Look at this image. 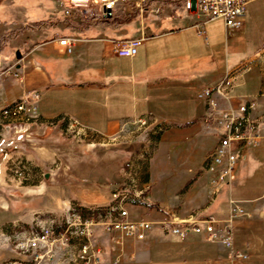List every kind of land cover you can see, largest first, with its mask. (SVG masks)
Instances as JSON below:
<instances>
[{
  "label": "crops",
  "instance_id": "1",
  "mask_svg": "<svg viewBox=\"0 0 264 264\" xmlns=\"http://www.w3.org/2000/svg\"><path fill=\"white\" fill-rule=\"evenodd\" d=\"M32 2L35 3V9L39 10L38 0H17L14 3L32 5ZM254 2L257 3L251 5ZM32 7L28 15L32 13ZM58 10L64 22L52 28L49 36L42 34L43 29L30 34L31 28L23 26L25 19L0 17V69L15 63L19 72V76H0V104H12L28 92L38 91L41 97L39 113L43 122L60 125L63 120L72 118L98 137L114 139L123 133L124 137L131 136L134 127L132 122L144 117L153 122L149 128H153V131L144 140L146 143L140 153L116 149L118 163L111 164L100 149L93 150L92 154L81 155L83 183L71 181L78 179L73 170L72 173L67 172L72 174L67 183L58 186H51L47 182L34 184L38 168L41 170V162L53 157L54 153L48 149L45 153L39 146L30 143H20L21 149L16 153L22 155L19 161L28 166V177L16 180V187L18 191L32 197L33 204L12 215L11 208L8 209L3 197H0V225L17 222L30 225L36 213L60 215L70 204L80 203L87 207L106 204L113 189L125 182V169L129 162L133 159L144 161L140 158L144 153L149 154L142 175L143 181L149 185V203L131 206V218L142 216L157 219L168 213H175L180 219H187L192 214L199 217L214 215L219 219L227 217L224 206L216 203L221 193L215 198L212 196L211 173L204 165L207 155L218 143L217 129L203 122L209 109L207 101L200 99L198 94L203 87L212 86L221 80L227 67L251 61V66L238 75L231 98L225 99L218 93L215 98L220 108L233 107L251 98L257 100L253 114L261 123L263 142L253 148L256 152L254 155L264 153V37L257 32L258 42L249 44L232 63H224L221 59L219 62L217 56H213L210 67L205 68L204 76L192 77L182 84L183 89L180 91L165 93L162 89L170 81L160 80V71L144 63L146 56L143 58V54L130 57V66L112 68L109 57L116 56L112 40L141 34L161 35L160 27L173 20L180 22L182 18L179 17L183 15L195 19L191 24L193 27L189 24L187 27L197 30L198 15L188 13L174 2H168L160 13H115L109 15V19L100 11L91 10L89 13L92 16L86 17L84 14L89 13L74 11L72 15L65 16ZM245 13L240 28L226 30L250 31L255 26L258 27L257 31H264V0L249 2ZM96 17L108 22L109 35L89 38L79 36L78 33L93 29ZM15 27L20 28L12 31ZM197 33L204 35L198 30ZM64 36L79 39L73 53H67L59 43V38ZM98 40L103 42V49L93 53L96 47L90 42ZM18 51L21 52V58H17ZM196 84L199 88L194 87ZM168 108L173 109L169 112ZM210 134L215 137V141L209 144L206 137ZM32 137L33 133L30 132ZM250 149L245 152L231 186L232 194L238 191L237 199L241 205H251L260 199V196L249 198L240 195L243 189L238 180L239 173L242 168L246 169L247 160L254 161L255 158L253 153L247 154ZM8 169L9 161L0 152L1 195H6L9 181H13ZM259 174L264 178V171ZM41 202L45 203L44 209L40 206ZM256 206L259 209L264 204L258 202ZM236 223V243L242 250L248 251L252 237L242 233V230L251 227L252 222L236 220ZM103 243L106 253L104 264H220L228 253L222 242L210 241L195 234L183 240L164 231L159 225L146 239L126 238L116 241L108 237Z\"/></svg>",
  "mask_w": 264,
  "mask_h": 264
},
{
  "label": "built area",
  "instance_id": "2",
  "mask_svg": "<svg viewBox=\"0 0 264 264\" xmlns=\"http://www.w3.org/2000/svg\"><path fill=\"white\" fill-rule=\"evenodd\" d=\"M53 1L65 16L72 15L74 11L89 13L92 10L89 8L90 5H98L100 12L106 16L115 13L133 14L136 11L160 13L168 2H174L188 13L198 15L200 19L196 28L201 34H206L202 24L217 17L223 18L226 29L240 28L246 15V5L253 0ZM84 16H92V13ZM146 39L145 34L113 39V52L119 57H135ZM78 40L76 37L64 36L59 38V43L67 53H73ZM250 66L251 61H247L227 69L221 80L212 86L203 87L198 94L200 99L207 101L209 109L203 122L217 129L218 143L207 155L204 165L211 173L210 187L214 198L223 189L229 188L227 217L219 219L214 215L199 217L192 214L187 219H180L175 213H168L157 219L142 216L131 218L130 207L137 203L148 204L150 190L138 170L141 161L133 159L125 169L127 174L125 182L113 189L106 204L94 207L80 203L70 204L60 215L50 213L45 217L36 216L30 229H22L12 235L3 234L5 241H12L13 250L24 257L7 264H104L105 246L102 235L107 234L116 241L126 238L142 240L147 238L157 225L183 240L195 234L210 241L222 242L228 253L220 264H240L249 261L250 254L236 246L235 225L237 217L251 214L232 196L231 186L244 153L263 142L261 123L253 114L257 100L251 98L233 107L220 108L215 95L218 93L223 98L230 99L238 75ZM12 74L19 76L15 63L0 69V76ZM40 98L38 91H30L12 104H0V126L13 124L15 126L9 136H0V152H3L4 158L9 155L11 147L17 148V144L26 137L25 134L30 133L27 127L23 126H29L37 121L43 122L39 113ZM69 122L71 126L79 125V122L72 118H69ZM149 122L153 123L147 118L139 117L132 125L150 127ZM140 158L145 160L144 155ZM11 161L14 164L9 168L12 170V176L26 179L28 166L19 160Z\"/></svg>",
  "mask_w": 264,
  "mask_h": 264
},
{
  "label": "rangeland",
  "instance_id": "3",
  "mask_svg": "<svg viewBox=\"0 0 264 264\" xmlns=\"http://www.w3.org/2000/svg\"><path fill=\"white\" fill-rule=\"evenodd\" d=\"M16 1L17 0H0V17L9 20H13L11 18L25 19L26 24L23 23V26L28 25L31 28L32 31L30 34L37 33V29H43L42 34L49 36L52 28L59 23L64 22V18H62L60 11L55 9L54 3L52 2L53 0H38L37 4H39V6L37 8L39 10L35 9V1L32 2V5L14 3ZM255 3L257 2H254L251 5H255ZM31 6H33L32 13L28 15ZM89 8L94 11H100L98 5H90ZM151 13L154 14V12ZM109 18L111 17L107 15L106 19ZM179 18H182L180 22L173 20L160 27L159 31L162 32L161 35L149 36L148 34L144 45L141 46L137 53L139 57L141 54H143V58L146 56L144 63L154 66L160 71V80L165 81L167 79L170 81L169 85L162 89V92L165 93L170 90L180 91L183 89L182 84L190 81L192 77L204 76L206 73L205 68L210 67V59L213 56H217L219 62H221V59L224 63H232V60L240 53H243L249 44L251 45V43L258 42L257 38L259 34L264 37V31L260 32L259 29L257 31L258 27L255 26L252 27L250 31L248 29H233L228 32L224 20L221 17L206 21L203 26L206 34L201 36L198 35L197 30L194 28L187 27L188 24L191 26L195 19H190L186 15ZM93 22L95 25L93 29L87 33H78L79 36L89 38L109 35L107 21H102L100 18L96 17ZM15 28L16 29L11 30L16 31L20 27ZM257 32L259 34H257ZM90 43H93L96 49L98 48L97 50H93V53L94 51L97 52L103 49L102 41L98 40ZM130 61V57L125 56L109 57V63L112 64V68L114 69H121L127 65L130 66V64H128ZM227 69H232V67H227ZM198 86V84L194 85L196 88H199ZM171 109L173 108H168L169 112L172 111ZM55 124L56 122L49 124L47 122L41 123L37 121L29 126H23L27 127L28 131L33 133V137L30 138V133H26V137L23 138L20 143H30V145L39 146L45 153L48 150L54 153L53 157L45 158L43 159L44 162H41V170L38 168V177L34 180V184L37 185L41 183L46 184V182L51 186H58L59 184L67 183V179L71 178L72 175L67 172L69 171L72 173L73 170L76 171L75 175H77L76 178L78 179H75L76 181H71L74 183H77L78 181L79 183H83L81 155L92 154L93 150L100 149L102 153L107 155L111 164L118 163L119 159L116 157L117 155H115L116 149L123 151L129 149L140 153L141 149H144V143H146L144 140L146 138L148 139L153 131V128L149 129L150 127L148 126L138 127L133 125L134 127L130 132L131 136L124 137L123 133L114 137V139H104V137H98V135L82 128L80 124L71 126L69 119L63 120L60 125ZM14 127V124L12 126H0V136H9ZM206 138L209 140V144L215 141V137L212 134L208 135ZM20 143L17 144V148H9V155L7 156L9 168H11L12 165L14 166L11 161L12 159H21L22 155L18 156L16 153L21 149L22 145H20ZM251 153H253V155L256 153L254 152V148L250 149L247 154L250 155ZM144 156L145 161L147 162L149 154L144 153ZM254 156L256 159L254 158V161L251 159L247 160L246 169L243 170L242 168L239 173L240 177H238L243 189L242 194L240 195L249 198L260 196V199H258L257 202H252L251 205H242V207L251 214L250 216L237 217V220L252 222L251 227L247 226L242 230V233L244 232L245 235H250L252 237L251 246L247 251L251 258L249 261L240 264H264V258L262 257L264 256V207L258 209L256 206L258 202L264 204V178L259 174L264 171V153ZM8 172L12 175V170L8 169ZM46 173H49V175L46 176ZM16 180H19V178L14 176L13 181H9L6 195L0 194V197H3V201L7 204V208H11L12 215L15 214L16 211L28 209L27 207L33 204L32 197L18 191ZM205 187L208 189V184H206ZM220 193L221 195L216 203L224 206L226 209V215L229 209V203H227L229 188L227 187L223 189ZM232 196L238 198V191H235ZM44 205L45 203L41 202L40 206L43 207ZM49 214V212L46 214L38 212L35 216L41 215L42 217H45ZM31 226L32 224L27 225L18 222L16 224L9 223L6 225H0V264H7L16 259L21 260V258H24L13 250L12 241L9 242L3 239V234L12 235L16 233V231L30 229ZM236 231L237 223L235 225V234ZM108 237L107 234H104L102 235V240H106ZM236 246H238L237 243Z\"/></svg>",
  "mask_w": 264,
  "mask_h": 264
},
{
  "label": "trees",
  "instance_id": "4",
  "mask_svg": "<svg viewBox=\"0 0 264 264\" xmlns=\"http://www.w3.org/2000/svg\"><path fill=\"white\" fill-rule=\"evenodd\" d=\"M53 3H54V6H55V9L57 10L58 8H57V5H56V3L54 2V1H52ZM116 22H117V19L115 20ZM118 23V22H117ZM141 162H140V164H138V170L142 173V175H143V172L145 171V169H146V161L144 160V162L142 161V160H140Z\"/></svg>",
  "mask_w": 264,
  "mask_h": 264
},
{
  "label": "water",
  "instance_id": "5",
  "mask_svg": "<svg viewBox=\"0 0 264 264\" xmlns=\"http://www.w3.org/2000/svg\"><path fill=\"white\" fill-rule=\"evenodd\" d=\"M17 58H21V52L20 51L17 52ZM48 175H49V173H46V176H48Z\"/></svg>",
  "mask_w": 264,
  "mask_h": 264
}]
</instances>
